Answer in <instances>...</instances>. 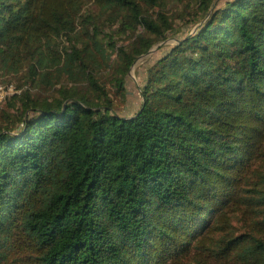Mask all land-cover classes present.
Wrapping results in <instances>:
<instances>
[{
	"label": "trees",
	"instance_id": "1",
	"mask_svg": "<svg viewBox=\"0 0 264 264\" xmlns=\"http://www.w3.org/2000/svg\"><path fill=\"white\" fill-rule=\"evenodd\" d=\"M164 1L0 0V69L89 93L0 110V264H264V0H188L198 27L122 117L95 72L108 29L134 33L113 70L124 98L134 61L177 32Z\"/></svg>",
	"mask_w": 264,
	"mask_h": 264
},
{
	"label": "rangeland",
	"instance_id": "2",
	"mask_svg": "<svg viewBox=\"0 0 264 264\" xmlns=\"http://www.w3.org/2000/svg\"><path fill=\"white\" fill-rule=\"evenodd\" d=\"M227 1L231 0H214V5L217 7H222ZM188 2V0L164 1L161 10L166 12L175 20L174 26L177 32L174 34H170L166 39L155 44L147 53L141 55L134 61L126 77L125 87L127 92L124 98L116 96L113 92V90H115L113 86L114 82L112 81L114 75L113 70L114 67H116V63L118 61L117 48L121 46L128 48L131 45L132 41L135 39L134 33L131 31V29H129L127 32L123 31V28L119 23L114 24L112 28L108 29L112 34V45L109 46V53L111 54V67L104 71H102V69L100 70V68L95 69V72L99 73V75H102L101 80H106L105 84L107 86V90L111 92H109V95L111 96L112 94V101L111 104H109L111 106L110 108L118 115L122 117H130L141 108L143 104L142 90L147 80L148 69L152 67L161 57H163L173 45L177 44L179 39L192 34L198 27L199 24L196 22L197 16L195 15V10L198 4L196 3V1H192L189 3ZM189 4H191L190 12L186 14L185 18L180 17V14L184 12L183 9H185ZM158 10V8H155L153 13L158 12ZM141 30V28H138L139 32ZM64 44L65 41L62 39L60 43L54 44V48H61ZM58 79H60V81L54 79L52 84H44L41 81L29 83L24 80L20 73L13 74L0 69V83L4 86H8L11 84L16 89H18L19 93L15 94L16 96H20L25 90H30L31 93L39 94V98H41V100H52L53 96L57 95L55 89H59L62 86L77 88L81 91V94H89L85 90L86 83L84 81L72 82L73 80H76L77 77L72 78L70 76H67ZM15 95L8 97L5 100L4 104L0 107V110L6 108L7 102ZM13 104H15V107H13L12 111L15 113L17 112L16 110L21 107V105L16 100L12 101L10 106H12Z\"/></svg>",
	"mask_w": 264,
	"mask_h": 264
},
{
	"label": "built area",
	"instance_id": "3",
	"mask_svg": "<svg viewBox=\"0 0 264 264\" xmlns=\"http://www.w3.org/2000/svg\"><path fill=\"white\" fill-rule=\"evenodd\" d=\"M19 90L13 85L4 86L0 83V107L4 104L5 100L15 94H18Z\"/></svg>",
	"mask_w": 264,
	"mask_h": 264
}]
</instances>
